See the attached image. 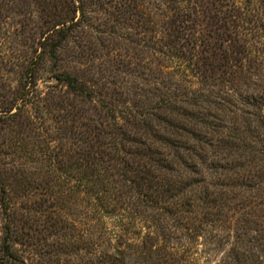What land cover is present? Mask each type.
I'll return each mask as SVG.
<instances>
[{
    "label": "rangeland",
    "instance_id": "1",
    "mask_svg": "<svg viewBox=\"0 0 264 264\" xmlns=\"http://www.w3.org/2000/svg\"><path fill=\"white\" fill-rule=\"evenodd\" d=\"M55 21L62 23L52 31ZM190 48L197 72L211 62L230 69L235 61L228 55L236 49H245L244 64L264 72V0H0V172L19 169L30 181L9 188L0 181V257L11 222L12 250L25 264H102L97 226L92 228L94 244L87 238L84 194L69 190L78 181L65 176L72 161L65 151L80 147L86 109L91 112L96 105L102 110L100 100L118 110L134 98L151 102L154 91L179 90L172 84L186 63L172 55ZM224 51L226 60L211 55ZM29 67L36 69L37 88L27 97L24 119L25 109L15 113L14 106ZM63 71L75 74L96 96L88 102L84 92H72L58 81ZM235 77L222 86L244 91L249 80ZM189 79L195 88H207L200 74ZM60 163L65 171L57 169ZM6 198L9 205H4ZM53 210L65 219L54 220ZM199 233L203 237L188 245L185 264L234 262L227 224H207ZM137 243L132 242L124 264H162L140 261L133 253ZM239 257L234 264H242ZM260 261L264 264V255Z\"/></svg>",
    "mask_w": 264,
    "mask_h": 264
},
{
    "label": "trees",
    "instance_id": "2",
    "mask_svg": "<svg viewBox=\"0 0 264 264\" xmlns=\"http://www.w3.org/2000/svg\"><path fill=\"white\" fill-rule=\"evenodd\" d=\"M60 23H52L51 30H56ZM244 50L236 49V54L228 55L235 61L230 69L220 68V62H211L207 70L197 72L198 65H191L196 55L190 48L187 54L172 55L177 62L186 63L183 70H177L180 80L174 76L176 82L172 85L179 90L154 91L156 98L151 102L134 98L118 110L102 100V110L96 105L91 106V112L85 108L88 112L82 124L81 145L72 153L65 151L67 160L72 157L65 176L69 173L78 181L69 187L71 192L84 194L87 238L89 244H94L92 228L97 226L95 244L102 264H124L136 240L137 252L133 253L142 262L185 264L188 245L203 237L199 229L207 224H227L230 228L232 243L228 254L234 262L227 264L240 263L239 254L242 264L261 262L264 72L244 64ZM211 55L226 60L225 51L220 56ZM177 68L182 65L179 63ZM194 71L203 77L207 88H195L194 81L189 79L195 77ZM35 73V68H27L15 113L25 109L28 96H34ZM235 76L249 80L244 81V91L222 86L226 81L231 83ZM58 81L74 93L90 96L88 102L96 96L94 89L85 90L70 72L58 74ZM22 112L26 119L28 109L25 114ZM57 165L60 172L65 171L61 163ZM0 181L4 188L30 184L19 169L2 170ZM5 204L9 205V199H5ZM58 211L53 210L52 218L64 220ZM9 223L5 227L0 264H25L13 253L9 232L15 229ZM157 229L167 232L157 233ZM214 238L220 241L224 236Z\"/></svg>",
    "mask_w": 264,
    "mask_h": 264
}]
</instances>
